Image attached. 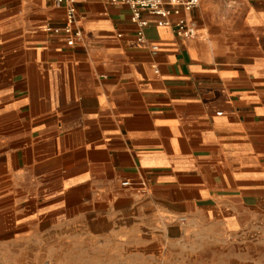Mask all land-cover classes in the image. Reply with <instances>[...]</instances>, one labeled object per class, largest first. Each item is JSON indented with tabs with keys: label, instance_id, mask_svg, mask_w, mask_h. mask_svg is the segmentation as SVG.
<instances>
[{
	"label": "crops",
	"instance_id": "crops-1",
	"mask_svg": "<svg viewBox=\"0 0 264 264\" xmlns=\"http://www.w3.org/2000/svg\"><path fill=\"white\" fill-rule=\"evenodd\" d=\"M75 1L70 47L45 30L64 5L0 0V245L264 264V0H204L190 40L176 16L144 13L139 37L128 6Z\"/></svg>",
	"mask_w": 264,
	"mask_h": 264
},
{
	"label": "built area",
	"instance_id": "built-area-1",
	"mask_svg": "<svg viewBox=\"0 0 264 264\" xmlns=\"http://www.w3.org/2000/svg\"><path fill=\"white\" fill-rule=\"evenodd\" d=\"M112 4L126 5L132 11V22L138 27L137 35H142L143 29L148 22L142 19L144 13L157 19L158 26H170V17L176 16L177 20L173 24L175 34L184 40H190L197 34V25L192 20L182 17V13H191L198 8L204 0H109ZM56 5H64L66 8V19L63 26H47L46 32L49 34L62 36L68 46L75 45L82 37V32L77 25V10L75 0H51ZM230 9L231 6L227 5ZM154 52L158 47H153ZM220 114V113H219ZM123 187H129V182H123ZM184 222V219L181 220Z\"/></svg>",
	"mask_w": 264,
	"mask_h": 264
},
{
	"label": "rangeland",
	"instance_id": "rangeland-1",
	"mask_svg": "<svg viewBox=\"0 0 264 264\" xmlns=\"http://www.w3.org/2000/svg\"><path fill=\"white\" fill-rule=\"evenodd\" d=\"M6 242L0 245V264H50L46 260H37L38 253L32 252V246L29 241L26 243H20L15 239V233L12 229L8 230ZM99 260L86 259V260H65L55 261L54 264H100ZM108 264L104 262L103 264Z\"/></svg>",
	"mask_w": 264,
	"mask_h": 264
}]
</instances>
